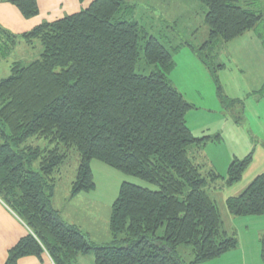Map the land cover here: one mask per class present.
Instances as JSON below:
<instances>
[{
	"label": "trees",
	"instance_id": "obj_1",
	"mask_svg": "<svg viewBox=\"0 0 264 264\" xmlns=\"http://www.w3.org/2000/svg\"><path fill=\"white\" fill-rule=\"evenodd\" d=\"M198 1L206 10L208 39L199 51L190 43L183 47L197 56L226 105L211 59L219 42L246 32L264 48V32L256 29L264 9L256 0ZM6 2L26 20L38 15L36 0ZM133 18L125 0H93L23 34L0 27V47L5 41L10 47L16 42L42 47L38 60L12 63L0 80V200L29 229L8 250L4 264L27 257L41 262L45 254L53 264H77L90 253L93 264H201L237 249V233L226 228L210 195L241 182L253 152L234 158L225 178L203 173L196 158L209 139L193 137L185 120L193 106L169 80L178 48L168 49ZM140 49L153 67L148 76L136 72ZM31 140L47 146H32ZM70 149L78 154L71 198L95 188L92 161L155 186L120 185L107 244L92 243L52 207ZM225 209L233 218L264 216V172L240 195L228 197ZM182 245L192 249L189 263L176 254ZM259 256L264 264V235Z\"/></svg>",
	"mask_w": 264,
	"mask_h": 264
},
{
	"label": "rangeland",
	"instance_id": "obj_2",
	"mask_svg": "<svg viewBox=\"0 0 264 264\" xmlns=\"http://www.w3.org/2000/svg\"><path fill=\"white\" fill-rule=\"evenodd\" d=\"M125 2L132 7L133 19L144 26L149 35H154L170 50L178 48L173 56L175 67L169 75V80L173 88L193 106L185 117L186 125L193 137L209 139L199 157L203 161V172L206 174L213 171L225 178L228 165L234 158L242 159L253 152V162L241 182L223 188V192L216 190L215 198L214 192L211 195L209 193L213 200H217L222 220L229 227L222 198L232 196L237 187L243 186L264 172L263 75L260 81L258 79L259 75L264 73V48L252 32H246L225 44L218 43L211 63L216 70V79L222 95L229 101L222 105L217 98V90L211 75L188 50H183V43H190L199 51L208 39L204 6L198 0H125ZM254 4L264 9V0H256ZM256 29L264 32V22ZM142 46L143 41L140 42L141 49ZM141 49L136 72L148 76L153 67L144 62ZM41 53L42 47L39 42H35L33 46L16 42L13 47H10L8 41L1 42L0 80L8 76L12 63L21 62L26 66L38 60ZM218 66H221V69ZM30 144L47 146L42 140H31ZM61 167L53 202L58 206L65 223L76 226L97 245L111 241L109 228L111 205L117 198L123 182L155 190L153 185L126 176L101 162L92 161L95 188L71 198V184L75 180L78 167V154L74 149H70L69 156ZM233 230L243 244L247 243L251 240L248 237L255 239L256 234L264 232V216L235 218ZM162 233L163 228H160L157 234ZM176 254L185 263L193 259L190 246H179ZM246 263L255 264L253 249L246 251ZM77 264H93L92 253L79 257Z\"/></svg>",
	"mask_w": 264,
	"mask_h": 264
},
{
	"label": "crops",
	"instance_id": "obj_3",
	"mask_svg": "<svg viewBox=\"0 0 264 264\" xmlns=\"http://www.w3.org/2000/svg\"><path fill=\"white\" fill-rule=\"evenodd\" d=\"M93 0H84L80 3L78 0H36L38 6V15L26 20L20 12L11 4L7 3L6 0H0V27L7 30L11 34H22L35 28L42 23H52L56 20L62 19L65 16L75 14L81 9L86 8ZM250 34V33H249ZM255 36V35H254ZM259 41V39L255 36ZM261 44V43H260ZM183 50H188L196 60L199 61L197 56L191 52L187 47H183ZM190 55V56H191ZM200 62V61H199ZM201 64V63H200ZM205 69V68H204ZM264 77V73L259 75V81ZM264 81V80H263ZM264 84V82H263ZM200 157V155H199ZM197 163L203 166V161L199 158ZM204 167V166H203ZM204 171V168H203ZM204 173V172H203ZM246 177V172L243 178ZM243 180V179H242ZM251 181V180H250ZM249 181V182H250ZM245 183L243 186L237 187L233 192L232 196H224L222 199L223 207L225 209V200L228 197H234L240 195L245 187L249 184ZM219 192H223L221 189ZM217 191H214V198L216 197ZM55 195L52 197V207L61 214L58 206L53 202ZM217 201V200H215ZM217 203V202H216ZM226 217L229 220V227L227 229H233L235 218H233L225 209ZM29 233L28 227L21 221L1 200H0V264H4L7 258V252L12 248L22 237ZM264 235V232L256 234L255 239L251 238L247 243L241 241L238 238L237 249L230 251L223 256L207 261L201 264H247L246 263V251L253 249V261L255 264H261L259 251H260V239ZM251 241V242H250ZM53 264L48 256L45 254L42 261L39 262L36 258L27 257L18 261V264Z\"/></svg>",
	"mask_w": 264,
	"mask_h": 264
}]
</instances>
